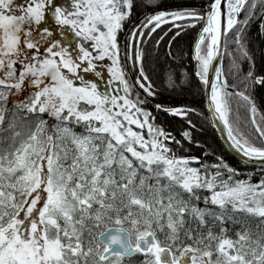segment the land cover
<instances>
[{
    "label": "snow or ice",
    "instance_id": "snow-or-ice-1",
    "mask_svg": "<svg viewBox=\"0 0 264 264\" xmlns=\"http://www.w3.org/2000/svg\"><path fill=\"white\" fill-rule=\"evenodd\" d=\"M254 21L264 0H0V264H264ZM162 48L186 103L158 99ZM206 125L250 171L191 153Z\"/></svg>",
    "mask_w": 264,
    "mask_h": 264
},
{
    "label": "trees",
    "instance_id": "trees-1",
    "mask_svg": "<svg viewBox=\"0 0 264 264\" xmlns=\"http://www.w3.org/2000/svg\"><path fill=\"white\" fill-rule=\"evenodd\" d=\"M161 8L172 9L178 5H197L201 3V0H158ZM137 13L141 11L139 4L137 6ZM171 39V37H169ZM248 48L249 51L255 56V63L257 69L264 68V28L260 26L259 21H254L248 30L247 35ZM190 41V36H182L176 41L174 49L176 46L187 48ZM166 43V42H165ZM163 51L161 49L160 59L152 66L150 74L156 83V86L160 92V97L158 98L160 102L165 104H179L186 103L192 99L191 96L186 93L181 95L178 92H171L167 89L166 83L164 81V74L168 71V61L163 58ZM185 66H187V61H185ZM175 67V65H173ZM247 63L244 64V68L247 69ZM255 99L258 106L264 104V89L257 88L255 93ZM235 105V102H234ZM163 118V117H162ZM194 140L200 141L202 147L197 148L195 144L191 146V153L200 155L204 152L209 153L207 156L208 162L215 161L216 156H222L231 165L238 167L241 171H250L251 168L245 167V164L240 163L235 160L230 154H228L221 143H219L216 134L212 130L210 125L204 126L200 131L194 133Z\"/></svg>",
    "mask_w": 264,
    "mask_h": 264
},
{
    "label": "water",
    "instance_id": "water-1",
    "mask_svg": "<svg viewBox=\"0 0 264 264\" xmlns=\"http://www.w3.org/2000/svg\"><path fill=\"white\" fill-rule=\"evenodd\" d=\"M212 130L216 134L217 139H218L219 143H221V145L223 146L224 150L228 154H230L235 160L239 161L242 164H245V162L240 160V158L237 156V154L232 149L229 148L227 140H226V135L222 133L221 129L220 128H217V129L212 128Z\"/></svg>",
    "mask_w": 264,
    "mask_h": 264
}]
</instances>
